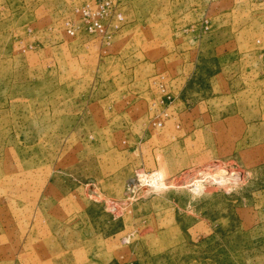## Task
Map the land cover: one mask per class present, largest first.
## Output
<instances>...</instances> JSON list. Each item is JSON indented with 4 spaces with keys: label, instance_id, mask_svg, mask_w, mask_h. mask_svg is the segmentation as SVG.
I'll use <instances>...</instances> for the list:
<instances>
[{
    "label": "rangeland",
    "instance_id": "1",
    "mask_svg": "<svg viewBox=\"0 0 264 264\" xmlns=\"http://www.w3.org/2000/svg\"><path fill=\"white\" fill-rule=\"evenodd\" d=\"M84 1L0 0V264H264V0Z\"/></svg>",
    "mask_w": 264,
    "mask_h": 264
},
{
    "label": "built area",
    "instance_id": "2",
    "mask_svg": "<svg viewBox=\"0 0 264 264\" xmlns=\"http://www.w3.org/2000/svg\"><path fill=\"white\" fill-rule=\"evenodd\" d=\"M116 0H86L78 5L75 9V15L80 19L81 26L90 32H103V21H107L113 15L121 18L119 14H115ZM65 30L67 34L73 36L79 28L78 24L70 19L66 20Z\"/></svg>",
    "mask_w": 264,
    "mask_h": 264
}]
</instances>
